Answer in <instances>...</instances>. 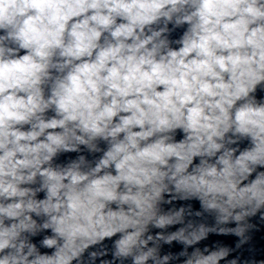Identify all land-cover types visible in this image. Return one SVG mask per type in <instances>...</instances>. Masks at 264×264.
Segmentation results:
<instances>
[{"label": "clouds", "instance_id": "clouds-1", "mask_svg": "<svg viewBox=\"0 0 264 264\" xmlns=\"http://www.w3.org/2000/svg\"><path fill=\"white\" fill-rule=\"evenodd\" d=\"M261 85L264 0H0V264H240Z\"/></svg>", "mask_w": 264, "mask_h": 264}, {"label": "water", "instance_id": "water-1", "mask_svg": "<svg viewBox=\"0 0 264 264\" xmlns=\"http://www.w3.org/2000/svg\"><path fill=\"white\" fill-rule=\"evenodd\" d=\"M184 31L183 28L176 29L171 33L170 39L176 40L178 39L182 32ZM176 45L173 44V47ZM257 100L264 99V85H261L257 88L255 93ZM51 115V113H49ZM177 140L181 139V134H177ZM241 148L247 147L248 142L245 141L242 143ZM75 154H65L59 158L58 162H64L72 157ZM90 159L92 157H89ZM196 207H199L196 204ZM208 222L211 223L212 220L209 217ZM249 223L254 227L247 233L250 237L248 243L242 245L241 247H237V243L239 238L233 235H211L209 236L208 240L204 241V245L212 246H219L230 249L231 255L229 259L239 257L240 264H260V262L264 261V220H261L259 215L252 217L249 220ZM234 226V225H230ZM44 234L34 238V242L37 243L39 246V241ZM119 239V234L113 236H105L99 243L92 241L91 239L88 240H77L76 245L77 247H84L85 250L83 251L82 256L76 260L73 259L71 264H111L112 262V248L113 243ZM203 246V245H202ZM41 252H46L47 254H51L53 249H46L41 248ZM95 253L96 258L92 260L90 258V254ZM224 264V262H221Z\"/></svg>", "mask_w": 264, "mask_h": 264}]
</instances>
